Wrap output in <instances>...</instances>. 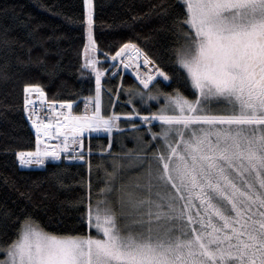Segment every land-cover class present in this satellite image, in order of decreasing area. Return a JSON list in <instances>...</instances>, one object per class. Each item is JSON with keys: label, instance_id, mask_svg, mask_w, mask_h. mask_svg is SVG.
I'll use <instances>...</instances> for the list:
<instances>
[{"label": "snow or ice", "instance_id": "6c2138e0", "mask_svg": "<svg viewBox=\"0 0 264 264\" xmlns=\"http://www.w3.org/2000/svg\"><path fill=\"white\" fill-rule=\"evenodd\" d=\"M41 7L62 15L55 3ZM83 7L87 43L79 73L94 74V95L83 97L81 110L73 98L49 99L39 83H23L21 107L35 130V148L0 149L21 169L82 162L86 172L77 184L83 194L59 203L79 211L80 227L49 217L54 227L46 230L34 214L46 210L51 194L40 182L21 186L0 175V185L16 197L13 207L0 205V264H264V0H155L143 16L122 23L156 18L160 26L143 40H155L163 52L129 40L114 54L100 53L108 67L97 55L95 0H83ZM26 27L35 36L43 25ZM10 31L0 29L5 56L25 48ZM60 39L43 37L42 52L34 56L28 46L16 63L55 74L59 63L49 66L45 45ZM8 63L0 65L4 80ZM128 69L138 85L106 91L110 104L126 94L131 110H102V77ZM0 107L4 115L14 106ZM40 108L56 113L55 123ZM114 130L134 133L137 145L113 153L109 141L111 171L104 168V187L94 193L85 134Z\"/></svg>", "mask_w": 264, "mask_h": 264}, {"label": "trees", "instance_id": "16d2710c", "mask_svg": "<svg viewBox=\"0 0 264 264\" xmlns=\"http://www.w3.org/2000/svg\"><path fill=\"white\" fill-rule=\"evenodd\" d=\"M52 3L59 6L62 15L53 16L41 7V5ZM153 3L155 0H95V37L100 50L97 55L104 67H108L111 61H105L100 53L114 54L118 45L129 40L146 49L154 50L158 54L163 52L155 40L148 42L143 40L144 37L153 34V29L160 26L156 18L138 20L131 27L122 23L123 21L130 22V17L133 15L143 16ZM5 8L9 12L7 16L0 15V29L9 28L10 35L24 43L25 48L17 47L15 52L8 56L0 52V65H4L5 60L9 62L8 66L3 69L9 78L7 80L0 78V105L14 106L4 115H0V149L10 145L20 150H34L35 130L25 118L21 107L23 83H39L44 87L49 99L73 98L77 100L79 107L83 102V97L94 95V74H90V70L87 69L83 77L79 73L83 61V46L87 43L86 30L80 22L84 14L83 0H0V9ZM27 24H41L43 27L37 35L30 36ZM53 33L62 36L58 42L47 41L45 45L52 52L46 57L49 66L59 63L55 74L49 75L40 67H25L16 63L15 57L17 55L23 57L28 46H32L34 56L42 52L43 48L39 46L42 38ZM171 40L172 37L168 36L165 43ZM161 67L171 74L172 69L166 63H161ZM112 70L109 68V72ZM121 84L127 87L138 85V81L132 75L123 72L118 76L106 74L102 77V110L119 113L131 110L132 105L125 103L128 97L123 93L120 94L118 100L113 97L111 104L109 103L106 90L111 88L116 92L118 91L117 86ZM165 90L170 91L171 89ZM134 103L136 107H141L139 99L134 100ZM151 103L153 107L156 106L155 102ZM75 110H77L76 105H74ZM0 112H4L2 107H0ZM121 126L124 127L123 122ZM133 135L134 133L131 132L121 134L114 130L110 135L102 132L92 133L90 138L86 136L85 146L91 145L93 149L91 162L94 193L104 187V168L111 171L110 158L104 151L109 141L111 140L112 143L111 151L120 153L122 150L136 147L137 142L132 138ZM85 172V165L82 162L67 160L49 163L45 168L21 169L14 155L11 153L5 155L0 152V175L6 174L14 177L21 186L40 182L43 185L42 190L51 194L50 198L44 201L46 210L37 211L34 214L41 226L48 231L53 230L54 227V225H49V217L62 221L68 227H80L77 220L79 211L67 205L61 208L59 203L74 200L83 194L77 181L85 175ZM15 199V194L8 193L0 185V205L6 204L8 207H13L12 200ZM8 235H12L11 229L8 230ZM3 239L4 237L0 235V243ZM0 258H3L2 254Z\"/></svg>", "mask_w": 264, "mask_h": 264}, {"label": "built area", "instance_id": "2783aa9c", "mask_svg": "<svg viewBox=\"0 0 264 264\" xmlns=\"http://www.w3.org/2000/svg\"><path fill=\"white\" fill-rule=\"evenodd\" d=\"M125 73V72H124ZM33 99H36V96H33ZM83 105H84V101L80 104V109L82 110L83 109ZM39 111H40V113H41V116L43 117V116H48V118L49 119H51V115L52 114H55L54 112H52L51 111V109H49L47 112H45L44 111V109L43 108H40V109H38ZM58 118V116H56V119ZM56 119H52V121H53V123H55V120ZM85 136H86V134H85ZM85 142V141H84ZM50 143H52V144H56V143H59V140H52V141H50ZM63 160V159H62ZM55 162H58V161H49V162H47V164H49V163H55ZM46 164V165H47Z\"/></svg>", "mask_w": 264, "mask_h": 264}, {"label": "rangeland", "instance_id": "374dc122", "mask_svg": "<svg viewBox=\"0 0 264 264\" xmlns=\"http://www.w3.org/2000/svg\"><path fill=\"white\" fill-rule=\"evenodd\" d=\"M99 58V57H98ZM100 59V58H99ZM102 61V60H101ZM99 66V65H98ZM122 72H125V73H128V74H130V75H132L133 77H135V74L131 71V69H128V70H124V71H122ZM50 109V108H49ZM56 116H57V114L55 113V114H52L51 115V120L52 119H56ZM114 132V131H113ZM100 133H102V132H100ZM112 134V133H111ZM86 135H88L87 133H86Z\"/></svg>", "mask_w": 264, "mask_h": 264}]
</instances>
